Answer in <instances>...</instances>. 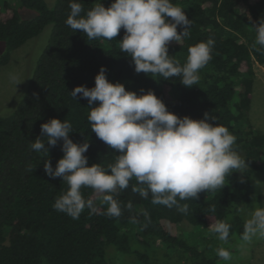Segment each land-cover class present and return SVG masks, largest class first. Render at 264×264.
I'll return each mask as SVG.
<instances>
[{
	"label": "trees",
	"instance_id": "16d2710c",
	"mask_svg": "<svg viewBox=\"0 0 264 264\" xmlns=\"http://www.w3.org/2000/svg\"><path fill=\"white\" fill-rule=\"evenodd\" d=\"M89 9L95 0H79ZM108 7L111 0H102ZM190 19V35L180 44L168 46L170 58L185 63L188 48L213 38L212 58L200 70L198 85L186 87L178 78L165 80L134 70L130 56L120 51L121 29L113 40H89L80 31L72 32L65 21L69 0H0V66L11 52L37 36L47 25L51 30L36 59L30 78L16 105L0 115V264H236L234 256L223 261L216 254L222 245L232 248L241 237L244 210L253 195L252 177L264 166V134L249 120L255 69L264 65V49L253 47L252 24L264 17V0H172ZM33 10L30 18L20 8ZM178 26L177 31H182ZM101 66L111 82H121L127 90L140 94L152 90L167 109L178 116L201 119L208 112L217 123L236 136L234 149L246 166L233 171L222 189L201 192L188 205L187 214L175 207L154 205L129 188L116 198L122 215H104L106 205L91 188H83L97 212L87 209L79 220L53 208L55 199L68 187L60 178L44 171V160L53 168L63 156L62 140L49 153H36L30 144L41 132V124L52 118L66 119L72 125L70 138L87 141L88 164L106 166L117 155L98 139L87 120V100L73 98L78 85L94 86ZM131 203L129 210L125 205ZM261 206V205H260ZM148 213L145 219L144 213ZM135 216L138 223H132ZM225 221L231 225L229 240L221 242L210 224ZM188 226L189 231H181ZM240 264V263H239ZM244 264V263H243Z\"/></svg>",
	"mask_w": 264,
	"mask_h": 264
},
{
	"label": "clouds",
	"instance_id": "9594fccd",
	"mask_svg": "<svg viewBox=\"0 0 264 264\" xmlns=\"http://www.w3.org/2000/svg\"><path fill=\"white\" fill-rule=\"evenodd\" d=\"M69 8L66 25L89 40L110 41L123 29L124 35L118 40L120 51L131 57L136 73L143 72L153 79L178 78L186 87L198 85L200 70L212 58L215 41L211 37L190 46L185 63L170 58L169 44H180L182 38L188 37L191 23L183 8L172 0H111L108 7L102 0H95L87 10L79 0H69ZM178 26L183 30L178 32ZM252 26L253 47L264 49V17ZM94 79L93 87L78 85L71 95L87 100L90 129L117 153L114 162L89 166L85 155L89 143H76L70 138L72 125L66 119L52 118L42 123L40 135L30 144L36 153L48 154L50 147L63 142V156L55 168L50 160H44L46 175L60 178L68 186L55 199L56 211L73 220H79L85 209L95 214V201L82 193L83 188H91L107 206L103 214L119 217L122 207L114 197L135 180L132 191L142 199L187 214L188 205L179 201L195 200L201 192L222 189L233 171L246 166L234 149L236 136L210 113L205 112L201 119L178 116L152 90L141 89L137 94L121 82L109 81L105 66L100 67ZM125 207L131 210L132 205L129 202ZM144 216L147 219L148 213ZM130 219L138 223L135 216ZM230 228L222 220L210 224V231L224 243L229 240ZM240 238L245 243L264 239V206L247 213ZM216 254L226 262L232 259L224 247H218Z\"/></svg>",
	"mask_w": 264,
	"mask_h": 264
},
{
	"label": "rangeland",
	"instance_id": "374dc122",
	"mask_svg": "<svg viewBox=\"0 0 264 264\" xmlns=\"http://www.w3.org/2000/svg\"><path fill=\"white\" fill-rule=\"evenodd\" d=\"M46 2L52 5L54 0H46ZM19 13L24 18H30L35 14L33 10L24 7L19 9ZM51 27L47 25L37 36L13 50L9 62L0 66V113L3 115L8 114L21 97L36 59L47 42ZM3 46V42L0 41V53ZM255 74L248 115L254 127L264 134V65H258ZM252 183L253 195L243 212L245 218L254 207L264 206V166L262 170L255 171ZM189 229L185 226L181 231L186 232ZM233 246H237L232 248L236 264H264V239L254 238L251 243H245L241 238L235 237Z\"/></svg>",
	"mask_w": 264,
	"mask_h": 264
}]
</instances>
